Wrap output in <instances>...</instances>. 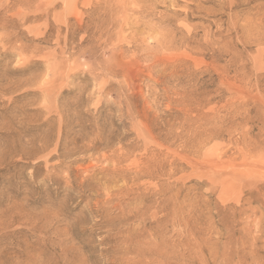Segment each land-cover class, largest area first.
Masks as SVG:
<instances>
[{"label":"rangeland","instance_id":"374dc122","mask_svg":"<svg viewBox=\"0 0 264 264\" xmlns=\"http://www.w3.org/2000/svg\"><path fill=\"white\" fill-rule=\"evenodd\" d=\"M0 264H264V0H0Z\"/></svg>","mask_w":264,"mask_h":264}]
</instances>
